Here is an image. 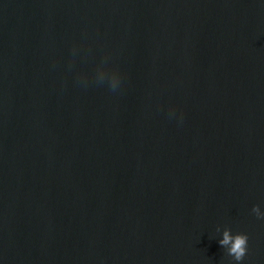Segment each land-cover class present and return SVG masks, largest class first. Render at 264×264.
I'll list each match as a JSON object with an SVG mask.
<instances>
[{
  "label": "water",
  "instance_id": "1",
  "mask_svg": "<svg viewBox=\"0 0 264 264\" xmlns=\"http://www.w3.org/2000/svg\"><path fill=\"white\" fill-rule=\"evenodd\" d=\"M257 205L262 0H0V264H264Z\"/></svg>",
  "mask_w": 264,
  "mask_h": 264
},
{
  "label": "clouds",
  "instance_id": "2",
  "mask_svg": "<svg viewBox=\"0 0 264 264\" xmlns=\"http://www.w3.org/2000/svg\"><path fill=\"white\" fill-rule=\"evenodd\" d=\"M262 2H264V0H262ZM114 90L115 89H113V91ZM169 116L170 118L175 117L180 122H182V114L179 117H176V113L171 111ZM251 211L258 219H264V212H261L259 205L253 206ZM248 240L249 237L246 234H233L226 230L223 233V239H221L218 243L222 248L227 249V254L232 257V260L235 262V264H241L248 251Z\"/></svg>",
  "mask_w": 264,
  "mask_h": 264
}]
</instances>
